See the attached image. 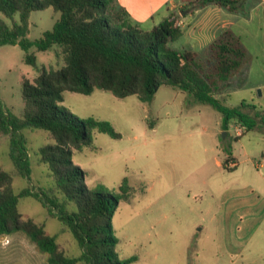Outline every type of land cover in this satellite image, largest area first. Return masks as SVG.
<instances>
[{
    "label": "trees",
    "instance_id": "trees-1",
    "mask_svg": "<svg viewBox=\"0 0 264 264\" xmlns=\"http://www.w3.org/2000/svg\"><path fill=\"white\" fill-rule=\"evenodd\" d=\"M249 0H181L178 10L152 30L146 31L132 21L118 0H0V14L6 18L20 15L22 24L9 25L0 16V45H20L29 52L36 46L47 52L57 46L66 65L43 68L31 81L23 77L25 111L17 117L0 104V131L10 136L11 158L21 174L30 180V153L25 129H41L51 134L53 143L41 147L36 155L52 175L54 189L63 195L31 186L20 193L13 189V175L0 167V238L23 233L47 254V264H131L132 256L122 260L117 251L113 218L122 201H130L133 188L125 178L118 193L90 189L86 172L74 163L75 151L91 146L95 132L120 139L109 121L94 117L79 118L62 106L65 92L91 95L96 90L112 93L119 99L137 96L151 101L162 86L179 89L197 102L218 110L228 124L232 120L248 130L255 119L242 102L229 107L216 94L247 66L250 56L241 40L231 31L223 33L202 53L179 51L171 42L183 36L181 13L194 14L209 6L247 16ZM52 8L59 13L54 27L34 42L24 36V24L32 12ZM26 62L36 65V56L27 53ZM229 149L232 150L230 146ZM53 193V189L49 191ZM22 197L39 200L51 217L62 223V233L70 232L81 255L70 257L60 250L58 236H49L45 224L24 219L19 204ZM74 202L76 211L68 205Z\"/></svg>",
    "mask_w": 264,
    "mask_h": 264
},
{
    "label": "rangeland",
    "instance_id": "rangeland-1",
    "mask_svg": "<svg viewBox=\"0 0 264 264\" xmlns=\"http://www.w3.org/2000/svg\"><path fill=\"white\" fill-rule=\"evenodd\" d=\"M0 16L9 25L22 24L19 14L12 19ZM58 18L59 13L52 8L32 12L24 24V36L34 42L40 40ZM170 46L179 51H204L195 48L190 34L171 42ZM27 53L36 56V65L26 62ZM64 65L66 60L57 46L47 52L34 46L26 52L20 45H0L3 109L22 116L25 111L23 77L34 81L41 69H58ZM242 72L216 94L229 107L258 99L259 90L253 87L252 79L232 96L233 89L239 86L237 77H243ZM64 98L61 105L79 118L109 121L122 135L114 139L95 132L93 145L75 151L73 156L74 163L86 172L90 189L118 193L125 178L133 188L130 201H122L113 218L114 232L119 238L117 251L122 260L137 256L138 260L131 264H233L221 254L217 241L216 217L221 212L226 190L223 184L234 176L217 165L218 160L223 161L232 154L229 145L233 143L226 140L222 127L224 117L218 110L169 86H162L148 102L137 96L119 99L101 90L91 95L67 91ZM245 111L253 116L252 107ZM234 121L238 122L230 123ZM24 134L30 153V180L14 164L10 136L1 131L0 167L13 175L16 193L31 186L35 191L45 190L50 196L56 194L63 201V195L53 187L49 167L36 155L41 147L53 143L51 134L41 129H25ZM241 139L244 145L239 143L236 151L240 161L245 155L255 158L262 154L263 148L257 141ZM19 209L24 219L43 223L49 236H58L60 250L66 255H81L73 235L61 232L62 223L51 217L39 200L22 197ZM68 209L76 211L77 205L72 202Z\"/></svg>",
    "mask_w": 264,
    "mask_h": 264
},
{
    "label": "crops",
    "instance_id": "crops-1",
    "mask_svg": "<svg viewBox=\"0 0 264 264\" xmlns=\"http://www.w3.org/2000/svg\"><path fill=\"white\" fill-rule=\"evenodd\" d=\"M118 2L127 9L133 22L142 29L144 26L149 28L144 29L146 31L162 23L181 6V0ZM248 3L250 12L247 16L216 6L206 7L194 14H181V39L190 34L197 49L205 50L227 31L238 37L250 60L242 72L243 77H237L239 86L231 94L233 96L251 79L253 87L259 90L258 99L253 102L242 101L253 106L256 123L252 130L235 121L228 124L224 122L222 126L226 131V140L230 139L235 144L229 145L232 154L223 161L218 160L217 165L234 176L223 184L226 190L222 196L221 212L216 217L219 225L217 241L221 254L233 264H261L264 260V0H249ZM234 79L236 77L229 83ZM243 137L257 141L263 148L262 154L255 158L245 155L246 158L240 161L236 151L239 143L240 146L244 145ZM0 264H47V258L26 235L19 232L0 238Z\"/></svg>",
    "mask_w": 264,
    "mask_h": 264
},
{
    "label": "water",
    "instance_id": "water-1",
    "mask_svg": "<svg viewBox=\"0 0 264 264\" xmlns=\"http://www.w3.org/2000/svg\"><path fill=\"white\" fill-rule=\"evenodd\" d=\"M187 12H183V15H186Z\"/></svg>",
    "mask_w": 264,
    "mask_h": 264
},
{
    "label": "built area",
    "instance_id": "built-area-1",
    "mask_svg": "<svg viewBox=\"0 0 264 264\" xmlns=\"http://www.w3.org/2000/svg\"><path fill=\"white\" fill-rule=\"evenodd\" d=\"M7 243H8V241H7Z\"/></svg>",
    "mask_w": 264,
    "mask_h": 264
}]
</instances>
